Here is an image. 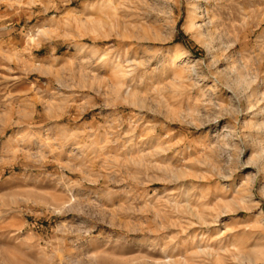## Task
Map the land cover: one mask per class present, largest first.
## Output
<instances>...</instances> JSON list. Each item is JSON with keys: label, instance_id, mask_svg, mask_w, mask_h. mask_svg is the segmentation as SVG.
<instances>
[{"label": "rangeland", "instance_id": "obj_1", "mask_svg": "<svg viewBox=\"0 0 264 264\" xmlns=\"http://www.w3.org/2000/svg\"><path fill=\"white\" fill-rule=\"evenodd\" d=\"M260 139L264 0H0V264H264Z\"/></svg>", "mask_w": 264, "mask_h": 264}, {"label": "bare ground", "instance_id": "obj_2", "mask_svg": "<svg viewBox=\"0 0 264 264\" xmlns=\"http://www.w3.org/2000/svg\"><path fill=\"white\" fill-rule=\"evenodd\" d=\"M194 10H193V12L192 13H190V15H189V17H188V20H187V30L188 31H191V32H196L195 30H197V35L199 36V35H201L202 34V32H200V28H201V26H204L205 25V23H199L198 21H197V14H196V7L195 8H193ZM199 28V29H198ZM195 35V34H194ZM180 52V51H179ZM188 56V53L185 51V50H181V52L179 53V54H177V53H174L173 54V56H172V60H171V63H170V66L171 67H173V72L171 73V80H172V82L173 83H178V82H180V80H181V77H182V74L180 73V71H181V69H182V67L180 66V61H181V59H183V58H185V57H187ZM184 65V64H183ZM185 66V65H184ZM189 67V66H188ZM191 67V66H190ZM192 68V67H191ZM191 68H190V71H192L191 70ZM213 77V76H212ZM215 77V76H214ZM213 77V78H214ZM218 78V77H217ZM219 79V78H218ZM212 80H214V79H212ZM215 81V80H214ZM225 81V80H224ZM214 85V84H213ZM226 87V86H225ZM227 89H228V87H227ZM228 91H230L231 93H232V96H233V92L230 90V89H228ZM252 106V104H249V106H248V108L249 109H251L250 107ZM259 143L261 144V145H263V152L262 153H264V139H260L259 140ZM204 144V143H203ZM206 144V143H205ZM204 144V145H205ZM200 145V144H199ZM195 146H196V144H195ZM197 148V150L198 149H202L201 147H198V144H197V146H196ZM196 151V150H195ZM198 152V151H197ZM204 155V154H203ZM207 158V157H206ZM247 167H249V165L247 164L246 165ZM230 173V172H229ZM243 200V199H242ZM241 200V201H242ZM206 205V204H205ZM195 209V208H194ZM225 212V211H224ZM217 216V215H216ZM219 216V215H218ZM205 222V221H204ZM191 224V223H190ZM231 245H232V247H234V248H236L235 250L237 251L238 250V248L239 249H241L240 247V245H238V244H234V243H231ZM239 246V247H238ZM225 247V246H224ZM227 247V246H226ZM225 247V248H226ZM222 249V248H221ZM231 249V248H230ZM223 251V250H222ZM226 251V250H225ZM239 251V250H238ZM226 253V252H225Z\"/></svg>", "mask_w": 264, "mask_h": 264}]
</instances>
